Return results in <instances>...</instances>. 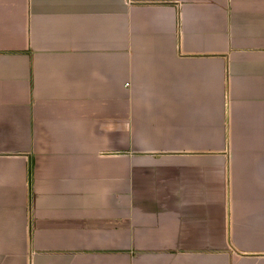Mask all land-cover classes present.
<instances>
[{"label": "crops", "instance_id": "crops-1", "mask_svg": "<svg viewBox=\"0 0 264 264\" xmlns=\"http://www.w3.org/2000/svg\"><path fill=\"white\" fill-rule=\"evenodd\" d=\"M0 264H264V0H0Z\"/></svg>", "mask_w": 264, "mask_h": 264}, {"label": "trees", "instance_id": "trees-1", "mask_svg": "<svg viewBox=\"0 0 264 264\" xmlns=\"http://www.w3.org/2000/svg\"><path fill=\"white\" fill-rule=\"evenodd\" d=\"M31 172L32 171H30V175H31ZM29 180L31 181V178H29ZM30 187H31V184H30ZM32 200V198H31V196H30V201Z\"/></svg>", "mask_w": 264, "mask_h": 264}]
</instances>
